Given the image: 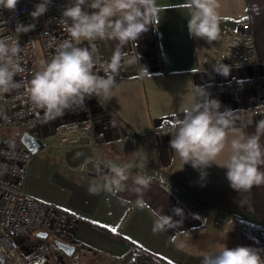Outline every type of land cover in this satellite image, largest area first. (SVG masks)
Returning <instances> with one entry per match:
<instances>
[{"label": "crops", "instance_id": "obj_1", "mask_svg": "<svg viewBox=\"0 0 264 264\" xmlns=\"http://www.w3.org/2000/svg\"><path fill=\"white\" fill-rule=\"evenodd\" d=\"M156 3L160 11L155 23L122 48L127 54L125 61L134 62H122L127 74L117 81L114 97L106 102L89 98L94 127L79 144L63 146L65 166L60 167L42 152L33 154L29 164L27 191L78 216L73 245L83 264H134L135 257L125 258L134 250L156 264H201L206 254L241 246L238 229L242 222L264 226V185L240 192L231 188L227 169L222 167L227 148L202 176L170 148L171 135L154 134L162 119L182 118L194 86L228 80L239 83L264 75V0H219L220 36L212 44L189 35L186 0ZM243 19H249L254 29L256 62L237 65L225 57L224 44ZM95 41V56L106 58L112 57L119 43L112 39ZM83 42L92 41L81 39L78 43ZM222 64L230 68L227 76L217 71ZM211 99L220 102V111L254 106L264 103V86ZM262 120L264 115L234 121V129L237 134L250 136ZM52 136L49 129L43 138ZM260 143L264 146V135ZM77 152L83 153L78 159ZM135 152L146 153L143 167H138L141 161ZM108 163L131 166L127 190L116 196L91 195L90 182L108 174ZM137 173L151 178L142 194V209L136 206L137 194L131 191ZM176 208L182 215L175 213ZM153 210H161L180 223L167 232L153 234ZM48 264L78 262L64 261L54 252Z\"/></svg>", "mask_w": 264, "mask_h": 264}, {"label": "clouds", "instance_id": "obj_2", "mask_svg": "<svg viewBox=\"0 0 264 264\" xmlns=\"http://www.w3.org/2000/svg\"><path fill=\"white\" fill-rule=\"evenodd\" d=\"M50 2L41 0L30 13L31 17L37 19L42 16ZM17 3L18 0H0V8L14 10ZM184 7L189 10L187 28L191 37L204 39L209 44L219 40V0H186ZM159 11L156 0H70L62 13L64 19L60 21L70 39L56 45L55 54L50 60L40 62V70L33 73L26 85L34 108L43 109L47 119L55 120L62 117L65 110L82 109L86 98L96 97L106 102L114 97L118 86L116 76L122 62H134L125 61L127 54L122 51L123 46L129 41H136L146 32L149 24L155 23ZM34 27V24H17L16 33L28 32ZM81 39L119 42L110 60L100 65L104 75L93 71L99 63L95 46L91 49L77 46L76 42ZM21 50L17 39L9 42L8 38H0V93L19 86L14 77L22 70L19 62ZM217 71L227 76L230 68L222 64ZM220 108L218 100L209 98L202 88L194 86L192 100L182 109V118H177L169 130L170 148L184 164H191L194 169L200 170L202 176L206 175L204 170L216 164L217 157L227 148V159L222 167L227 169L226 178L230 187L240 192L254 185H264V146L260 143V136L264 135V120L257 124L255 134L240 135L234 129L235 112L231 109L220 111ZM230 135L231 140L228 139ZM135 154L141 161L138 167H143L146 153ZM82 155V152H77L75 158ZM105 166L109 169L108 174L93 179L89 184V193L116 196L127 190L126 181L129 180L131 166L115 163ZM132 182L135 187L131 191L137 194L135 204L142 209L145 207L142 194L149 187L151 178L137 173ZM174 211L182 215L181 209ZM153 216V234L167 232L180 223L174 222L171 216L161 214V210H153ZM172 242H175V236ZM261 251L245 246L224 247L218 253L206 254L201 264H264Z\"/></svg>", "mask_w": 264, "mask_h": 264}, {"label": "built area", "instance_id": "obj_3", "mask_svg": "<svg viewBox=\"0 0 264 264\" xmlns=\"http://www.w3.org/2000/svg\"><path fill=\"white\" fill-rule=\"evenodd\" d=\"M40 2L22 0L18 1L14 10L0 8V38H8L9 42L17 39L22 48L19 61L22 70L14 77L19 86L7 93H0V264H47L56 249L53 251L47 246L46 238L53 235L57 242L73 245L79 222L76 214L38 199L27 191L28 170L33 154L23 144L22 135L28 133L43 140L51 129L62 143L77 145L94 127V113L89 98L85 99L82 109L65 110L64 115L55 120L47 119L44 110L34 108L29 100L26 85L33 73L40 70V62L50 60L55 54L56 45L64 39H70L60 22L64 19L62 13L68 1L51 0L47 11L33 19L30 13ZM17 24H34L35 27L18 34ZM76 43L77 46L90 49L98 47L96 41ZM224 54L237 65L256 62V41L249 19H243L235 30L229 32ZM96 58L99 63L93 71L104 75L100 65L110 58ZM126 74L127 68L122 64L116 80H122ZM257 86H264V75L239 83L228 80L196 87L202 88L212 98ZM231 110L235 112L234 121L258 118L264 115V103ZM175 120L162 119L155 127L154 134L158 137L169 136ZM39 232H46L48 236L39 237ZM34 234L44 240L31 243L29 237ZM22 243H27L26 251Z\"/></svg>", "mask_w": 264, "mask_h": 264}, {"label": "rangeland", "instance_id": "obj_4", "mask_svg": "<svg viewBox=\"0 0 264 264\" xmlns=\"http://www.w3.org/2000/svg\"><path fill=\"white\" fill-rule=\"evenodd\" d=\"M67 1H68V3H70V0H67ZM40 55H41V53L39 51L38 56L40 57ZM43 140L46 142V146L42 150H40L39 152H42V154H45V155H49V158L52 161H54L60 167H64L65 163H64V160L62 159V156H64L63 146H67V144L62 143L59 140V138L57 136H54V135L51 138H47V139L43 138ZM41 240H44V239H41ZM41 240L38 238L37 234H34V235L29 237V241L31 243H34V244H36L37 242H39ZM45 241L47 243V246L50 247V249L54 251V249L57 246V241L54 238V236L49 235ZM26 244L27 243H22V247H23V249H25V251H26ZM53 254L54 253H52V256H53ZM61 255H62V258H64V261L77 260L78 264H83L82 260L80 259L81 255L79 254L78 251H76L72 256H68L64 253ZM143 262H146V261L143 260ZM137 264H139V263H137ZM140 264H146V263H140ZM147 264H156V263L148 261Z\"/></svg>", "mask_w": 264, "mask_h": 264}, {"label": "trees", "instance_id": "obj_5", "mask_svg": "<svg viewBox=\"0 0 264 264\" xmlns=\"http://www.w3.org/2000/svg\"><path fill=\"white\" fill-rule=\"evenodd\" d=\"M18 1H22V0H18ZM238 233L241 241V246L262 250L261 255H262V259H264V226L242 222L239 226ZM55 249L56 252L63 254V252L57 246ZM144 255L145 254H142L141 252L138 253L137 250H134V251H130L125 258L129 259L130 257H135L134 260L136 261H134L135 262L134 264L137 263L140 264L138 259L145 260L146 262L143 263L146 264L148 261L153 262L151 257H145Z\"/></svg>", "mask_w": 264, "mask_h": 264}, {"label": "water", "instance_id": "obj_6", "mask_svg": "<svg viewBox=\"0 0 264 264\" xmlns=\"http://www.w3.org/2000/svg\"><path fill=\"white\" fill-rule=\"evenodd\" d=\"M23 144L31 151L32 154L38 153L46 146V142L42 139L35 138L28 133L22 135ZM39 237L46 238L48 234L46 232H39ZM57 247L66 255L72 256L75 252V247L63 242H57Z\"/></svg>", "mask_w": 264, "mask_h": 264}, {"label": "snow or ice", "instance_id": "obj_7", "mask_svg": "<svg viewBox=\"0 0 264 264\" xmlns=\"http://www.w3.org/2000/svg\"><path fill=\"white\" fill-rule=\"evenodd\" d=\"M65 211H68L67 209H65ZM93 223H97L96 221H93ZM105 227H107V226H105ZM111 231H113V232H115L116 231V229L115 228H112L111 229Z\"/></svg>", "mask_w": 264, "mask_h": 264}]
</instances>
